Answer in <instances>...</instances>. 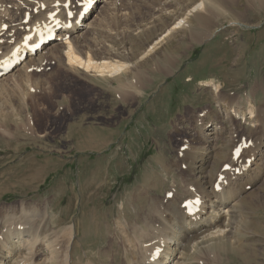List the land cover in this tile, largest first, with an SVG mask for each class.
<instances>
[{
	"label": "rangeland",
	"instance_id": "374dc122",
	"mask_svg": "<svg viewBox=\"0 0 264 264\" xmlns=\"http://www.w3.org/2000/svg\"><path fill=\"white\" fill-rule=\"evenodd\" d=\"M40 1L52 8L51 0ZM199 1L109 0L99 4L88 19L94 24L80 30V50L91 51L96 59L132 63L121 80L90 78L86 73L85 77L82 70L70 69L51 53L42 58L39 53L31 61L35 67L27 71L29 83L23 78L29 60L0 78V115L11 114L5 123L7 131L0 130V235L14 224L21 227L25 215L33 213L39 216L31 224L34 229L59 230L77 221L75 264H125L119 250L122 239L124 243L125 232L128 238L134 237L133 230L121 223L132 226L134 212L126 209L132 203L128 196L157 192L165 198L173 185H182L189 177L182 165L210 149L216 155L215 167L206 168L211 180L231 186L235 171L247 167V158L241 161L242 155L234 156V145L240 141L250 145L253 140L254 147L246 150L253 151L247 157L257 180L238 197L249 199L239 209L244 217L242 232L247 234L240 235L242 255H237L239 246L234 250L223 244L196 249L195 254L188 247L186 263L264 264V7L251 5L246 10L247 0H219L220 5L205 0L203 11L164 37ZM14 3L3 0L0 9H9L7 16L20 15L22 27L34 22L35 17L28 23L23 19L32 3L20 13ZM32 6L34 12L39 4ZM234 13L243 14L240 21L245 27L232 25ZM202 21L206 22L204 31L200 30ZM194 31L202 32L198 40L191 38ZM156 42L158 46L147 54ZM2 44L5 48L9 42ZM138 73L147 82L137 90L133 87L131 98L123 101L117 93L120 83L133 84ZM204 81L209 87L201 85ZM215 83L238 100L224 103L239 109L240 118L227 119L218 110L220 102L212 92ZM227 164L230 168L225 171ZM220 176H224L221 181ZM150 185L154 188L146 191Z\"/></svg>",
	"mask_w": 264,
	"mask_h": 264
},
{
	"label": "bare ground",
	"instance_id": "6f19581e",
	"mask_svg": "<svg viewBox=\"0 0 264 264\" xmlns=\"http://www.w3.org/2000/svg\"><path fill=\"white\" fill-rule=\"evenodd\" d=\"M2 1L3 0H0V3ZM14 1L17 4L21 0ZM38 1L23 0L22 2L18 3V12H21L23 9H25L26 5L28 6V4L30 3L34 5H36V3L39 4V6H37L36 8L37 14L34 13L33 16H31V13H26L23 17V19L26 20L27 15H29V21L35 17L34 22L33 20L30 22V27L21 26V24L18 22L20 15L16 17L15 15L9 14L7 16V12L9 9H0V41L3 38H8V41L6 42L12 40L13 38L10 36V34L13 30L16 31L15 37H20L21 35H25V37L29 36L30 34H32V30L34 27H42L43 32H45L46 29L52 26L55 21H58L63 24V28H61V30L58 32V35H56V40L52 44H50V46H47L43 52L40 53V57L44 53L45 55L47 53H51L52 55H59L60 60L64 62L66 66L70 67V69H78L76 71L82 70V72H84V74H88L90 78L95 77L96 79H105V77L113 79L116 77H120L119 80H121V76L131 68L133 64L130 62H125L115 58L96 59L91 51L86 50L83 53V51L80 50L81 41H79V38L80 35H82L80 34V30L83 27L89 28L94 24V20L90 19L88 21V19L98 9L99 4H108L109 0H91L92 2H94V6L90 13L85 17L83 24L80 26L73 25L71 29L64 28V21L66 19L64 4H67L68 0H64L63 5H61L60 7L54 6L56 3H58V0H55V2L54 0H51L50 3H48L49 0H45L48 5L52 3V8H47L45 4H41V1L40 3ZM59 1H61L62 3L63 0ZM214 2L220 5L219 0H214ZM205 5V0H200L195 6L191 7V9L187 11V13L182 19L178 21V23H176L166 31L165 36H162L168 37L174 31L182 28L183 25L187 22L186 20L189 19V17H195L196 15H198L200 11H203L205 9ZM251 5L252 8L254 6L264 7V0H247L246 10L250 9ZM53 13H55V16L52 15ZM240 14L234 13L232 15V25L245 27V24L242 25V21H240L243 14ZM23 19L21 20L22 22ZM201 20L206 21L205 18H201ZM52 21L54 22L51 24ZM204 22L202 21L201 23ZM16 24H20V27L18 29H15ZM5 26H9L7 31H4ZM205 27L206 22L202 26L201 29L203 30L201 31H204ZM53 28L55 29V26H53ZM52 30L53 29H51L50 31ZM8 32L10 34H8ZM76 34L78 36H75ZM67 36H69V39L63 41V39H65ZM191 36L192 40H198L202 36V32L194 31L192 32ZM157 46L158 42L152 45V49L147 51L146 53L148 54L151 53V51L153 52ZM9 48L10 47L8 45L5 48L0 47V50L6 51ZM38 56L39 53L35 57H30V59H28L29 61L27 62L23 73V78L26 83H29L30 78V73L27 71L33 66L31 61H36L38 59ZM41 58H39V60H41ZM164 70L165 69H163V71ZM133 82V84L132 82L126 83L123 81L120 83V89H118L117 93L120 95V98L124 99L123 101L128 98L130 99L133 93V87L137 90L140 85L143 86L147 82V77H144L141 74L136 75V79ZM201 83V85H204L205 87L208 86L207 81ZM212 85V92L215 94L216 99L220 102L216 105L218 107V110L227 115V119H231V117L240 118L243 113L240 112L239 109L234 108L232 105H225L224 103L225 100L235 102L234 100H232V95H226L223 93L222 84L215 83ZM7 114L1 113L0 115V130H2V128L4 127L3 131H7L5 123L8 116L11 115ZM249 114H252L253 116L254 111L251 110ZM243 118H245V116ZM208 135L211 136L213 135V133H209ZM209 142H211V140ZM263 143L264 142L262 141L261 144ZM214 154L213 150L210 149L206 154H195L193 157H189L190 161L188 160L184 166L185 172L189 175V177L184 180L182 185H173V187H171L172 196L170 199L167 197L164 198L163 193L160 197L157 192H153L154 196H148V194L145 192L144 194H131L130 197H127L128 201L131 202L132 200V203H129V205L126 207L128 211L132 210V212H134V217L132 216V213L128 212L129 214H131L130 216L133 217V219L131 220L132 226H129L126 221L123 220L121 223L123 225L122 227H124L126 230H133L132 232L134 233L132 234H134V237L131 238L132 236H130V238H128V233L126 234L125 229L122 228L125 232L124 235H126L127 237H125L124 243L122 239L121 247L119 250L122 257L124 258L125 264H187L186 262L188 251L186 252V248L189 250L188 247L191 248L189 252L191 251L192 253L193 251L195 252L196 249L197 251H201L203 248L212 249L223 244L231 246V248L235 250L240 245V235L242 234L243 237H247V234L242 232L241 226H243L244 217L239 215V209L243 210L242 205H247L249 203V199L239 200L238 197L241 196V193H243L248 185L253 184L257 180L256 170L252 167H243L240 170V175L236 176L233 179V186L227 185L225 188V184H223V182H213L211 180L210 172L206 170L207 166L211 165L215 167L216 164L214 161H216V155ZM212 159H214V161H212ZM217 183L220 186V190H217L215 188ZM225 183L227 182L225 181ZM151 188L154 187L150 185L148 187H145V190L150 191ZM158 195L159 197H157ZM154 198L160 199L158 201H154ZM197 199H201L203 201L199 213H196L194 215L186 214L185 211L181 208V205L188 201L195 203ZM121 204L119 205V207H121ZM126 209L124 210L125 213L127 211ZM121 213H123V211ZM122 215L123 219H127V215ZM37 217L39 216H37L36 213H33L32 215H25V219L23 218L24 221H21L22 223L20 222V219L18 220L21 224V227H16L15 224H11L12 226H9L6 231H4L5 233L3 231L1 232L4 234L3 236L2 234L0 235L2 236L0 237V240L4 250L2 249L3 251L0 252V264H75V262L73 261L75 259L73 254L77 249V244L74 240H76L78 229H80L78 228V223H76L77 221L71 222L67 226H64L59 230H52L49 228L44 229L43 226L34 229L32 228L31 224L33 223V225H35ZM50 218H52L51 215ZM41 221L42 219L39 222ZM45 221L43 222V224H45ZM235 221L238 223L236 224ZM7 225L9 224L7 223ZM105 226L108 227L109 225L107 224ZM247 228H250L249 224ZM101 230H103V228H101L100 231ZM123 230L121 231V233L123 232ZM122 235L123 234H121V236ZM116 244L118 245L117 242ZM158 244L162 245L154 248L155 245ZM112 245H115V243H113ZM201 245L204 246L201 247ZM158 249L159 255L157 258H155V251ZM220 250H223V248ZM241 250L242 247L239 246V252L237 255H242ZM85 254L86 253H84V255ZM151 257L154 258L153 261H150ZM192 257L190 256V258ZM85 262L88 263L87 261Z\"/></svg>",
	"mask_w": 264,
	"mask_h": 264
},
{
	"label": "snow or ice",
	"instance_id": "6c2138e0",
	"mask_svg": "<svg viewBox=\"0 0 264 264\" xmlns=\"http://www.w3.org/2000/svg\"><path fill=\"white\" fill-rule=\"evenodd\" d=\"M58 3H59V0H58ZM82 3L87 5V4L91 3V0H82ZM65 6L67 7V5H65ZM52 15L55 16V13H53ZM69 15H71V13H69ZM57 23H58V21H57ZM28 39H31V37H28ZM237 152H239V149L237 150ZM169 195H171V193H169ZM199 203H200V201H199V199H197L195 204L198 205ZM189 206H194V205H192V202H189ZM156 255L157 256L159 255V249L157 250Z\"/></svg>",
	"mask_w": 264,
	"mask_h": 264
},
{
	"label": "crops",
	"instance_id": "0c3cea01",
	"mask_svg": "<svg viewBox=\"0 0 264 264\" xmlns=\"http://www.w3.org/2000/svg\"><path fill=\"white\" fill-rule=\"evenodd\" d=\"M200 30H203L200 28ZM208 82V81H207ZM215 100H216V97H215ZM235 102H238V100H236ZM233 103V102H232ZM250 105L254 106L253 104L250 103Z\"/></svg>",
	"mask_w": 264,
	"mask_h": 264
}]
</instances>
